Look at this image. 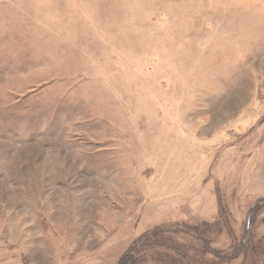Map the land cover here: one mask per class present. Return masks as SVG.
<instances>
[{
  "label": "rangeland",
  "instance_id": "1",
  "mask_svg": "<svg viewBox=\"0 0 264 264\" xmlns=\"http://www.w3.org/2000/svg\"><path fill=\"white\" fill-rule=\"evenodd\" d=\"M158 229L264 264V0H0V264Z\"/></svg>",
  "mask_w": 264,
  "mask_h": 264
},
{
  "label": "trees",
  "instance_id": "2",
  "mask_svg": "<svg viewBox=\"0 0 264 264\" xmlns=\"http://www.w3.org/2000/svg\"><path fill=\"white\" fill-rule=\"evenodd\" d=\"M161 247H164L169 251L178 253L182 257H186L182 253V246L175 243L171 238L165 236L164 232L158 229L153 232H147L141 237H139L135 242L132 243L130 248L118 259L116 264H148V259L151 258H157L159 260L169 258V256H165L166 254H162L163 252L158 251ZM181 259L179 261L170 257L167 263L192 264L191 262H189V260L181 262ZM185 259H187V257Z\"/></svg>",
  "mask_w": 264,
  "mask_h": 264
}]
</instances>
